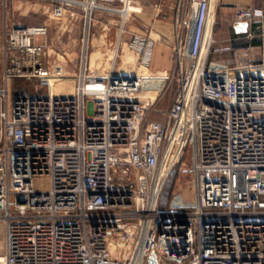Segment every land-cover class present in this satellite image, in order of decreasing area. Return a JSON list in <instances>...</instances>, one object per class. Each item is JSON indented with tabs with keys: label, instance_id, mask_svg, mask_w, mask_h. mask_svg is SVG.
Here are the masks:
<instances>
[{
	"label": "built area",
	"instance_id": "1",
	"mask_svg": "<svg viewBox=\"0 0 264 264\" xmlns=\"http://www.w3.org/2000/svg\"><path fill=\"white\" fill-rule=\"evenodd\" d=\"M41 1L55 20L81 19L83 47L73 92L53 94L67 69L44 61L48 26L4 20L0 264H145L153 253L158 264H264V72L254 71L264 61L256 47L214 59L220 0H177L172 68L163 72L150 68L151 36L126 27L133 0ZM97 12L122 17L114 40L107 23L95 45ZM225 13L264 28L262 8ZM125 46L135 65L123 73ZM15 78L49 92L11 95ZM177 169L194 198L173 191L162 204Z\"/></svg>",
	"mask_w": 264,
	"mask_h": 264
},
{
	"label": "rangeland",
	"instance_id": "2",
	"mask_svg": "<svg viewBox=\"0 0 264 264\" xmlns=\"http://www.w3.org/2000/svg\"><path fill=\"white\" fill-rule=\"evenodd\" d=\"M174 2V1H173ZM157 3H161L160 8H152ZM163 0H133L131 5L137 6L140 8V11L131 12L130 17L126 23V27L134 33H140L151 36L154 40V47L157 42H162L165 44H171L173 42V25L166 23L157 22L156 19H163L164 13L168 10L173 11L175 16L176 12V2L175 7L165 8L163 7ZM123 7L122 4H120ZM47 3L41 0H7V5L4 4L3 0H0V25L1 21L4 22L5 19H8L12 22L20 23L21 25L28 26H41L47 25L48 32V42L51 47L44 55V61L46 65H55V64H65L66 65V75L59 78L52 85L53 94L60 93H72L74 90L75 82V59L80 57L81 50L83 47L82 36L85 32V25L81 23V19L72 14H68L61 20H55L50 17L51 8L47 6ZM49 9V10H48ZM158 13V15H156ZM96 15V26L92 30L94 36H91V43L98 45L103 41L102 37L105 34V26L107 23L110 28L108 39L114 40L115 33L120 24L121 14L109 15L107 13L97 12ZM172 20V19H171ZM156 22L155 25L152 22ZM173 21V20H172ZM161 28L159 31L155 28ZM164 30V31H163ZM168 30V31H167ZM216 30V27H215ZM216 32V31H215ZM217 37H223L228 35V30L226 26L220 24L217 25ZM1 37V36H0ZM1 40V38H0ZM153 47V49H154ZM216 44H214L215 51ZM256 53L255 60L259 62L261 60V55L259 54V48L252 49ZM243 52V49H240L235 52H231V55L228 53L224 56L226 58L236 57ZM112 52L109 53V56H102L103 61L107 64L111 62ZM172 55V49H171ZM228 55V56H227ZM59 57V58H58ZM121 64V62H120ZM152 71H155L150 67ZM171 67L166 70H171ZM138 69L135 70L137 72ZM149 71V69H148ZM2 72V54L0 49V75ZM68 72V73H67ZM156 72V71H155ZM158 72V71H157ZM49 88L47 86L41 85L36 79H26V78H15L10 81V93L16 94L19 97L48 94ZM58 92V93H57ZM173 98L172 91L170 90L167 96L160 100L157 103V108H165ZM156 117V116H152ZM46 181V177H41L39 182ZM193 182L191 177L187 172H181L179 169L175 170L171 175L166 189L162 197V204H165L172 195L173 191L181 192L184 194L187 200L194 198L193 193ZM5 238L4 234H0V253H5ZM155 259V254H151L145 261V264H151L152 260Z\"/></svg>",
	"mask_w": 264,
	"mask_h": 264
},
{
	"label": "crops",
	"instance_id": "3",
	"mask_svg": "<svg viewBox=\"0 0 264 264\" xmlns=\"http://www.w3.org/2000/svg\"><path fill=\"white\" fill-rule=\"evenodd\" d=\"M174 1V2H173ZM177 4V0H163V7L165 8H173L175 7V3ZM161 3H157L152 8H160ZM233 6H253L257 8L264 9V0H220V6L217 10V23H216V32H215V39H216V48L213 52V57L216 60H227L232 61L234 57L232 58H226L224 57L227 53L231 55V52L238 51L240 49H246L248 47H256L259 48V54L261 57V62L264 61V28L263 29H255V26L253 25L252 28H248V31L246 32H238L235 29V25L232 22L227 21V16L225 13V8L227 7H233ZM175 16L173 15L172 10L166 11L164 14V18H158L156 19L157 22L160 23H166L169 25H173V29L175 27V21H176V12ZM158 15V13H156ZM173 21H172V20ZM153 25L156 24V22H152ZM220 24L222 26H226L228 30V35L223 37H217V25ZM157 31H159L161 28L157 27L155 28ZM255 30L254 37H248V33ZM164 31V30H163ZM168 31V30H167ZM0 49L3 48L4 43V22L1 21L0 25ZM171 49L172 45L165 44L162 42H157L154 49H153V57L151 62V67L155 71L163 72L166 69H169L172 64V55H171ZM228 56V55H227ZM255 72H264V67H256L254 69Z\"/></svg>",
	"mask_w": 264,
	"mask_h": 264
},
{
	"label": "bare ground",
	"instance_id": "4",
	"mask_svg": "<svg viewBox=\"0 0 264 264\" xmlns=\"http://www.w3.org/2000/svg\"><path fill=\"white\" fill-rule=\"evenodd\" d=\"M131 11H140V8L137 7V6H134V5H129L126 9L123 10V12H124V14L126 16H129ZM212 20L213 19H212V16H211L210 17V21H209L210 25L212 23ZM209 28H210V26H209ZM96 55H98V54H93L92 55V62H94L96 60ZM134 65H135L134 54L127 48V46H125L124 49H123V55H122L121 64L119 66V69H120L121 72L126 73V72H128L130 70L133 71Z\"/></svg>",
	"mask_w": 264,
	"mask_h": 264
},
{
	"label": "water",
	"instance_id": "5",
	"mask_svg": "<svg viewBox=\"0 0 264 264\" xmlns=\"http://www.w3.org/2000/svg\"><path fill=\"white\" fill-rule=\"evenodd\" d=\"M249 26H250V23L248 21H245V22H241L235 25V29L238 32H246L248 31ZM151 264H158L156 258L152 260Z\"/></svg>",
	"mask_w": 264,
	"mask_h": 264
},
{
	"label": "trees",
	"instance_id": "6",
	"mask_svg": "<svg viewBox=\"0 0 264 264\" xmlns=\"http://www.w3.org/2000/svg\"><path fill=\"white\" fill-rule=\"evenodd\" d=\"M259 62H261V61H259Z\"/></svg>",
	"mask_w": 264,
	"mask_h": 264
}]
</instances>
